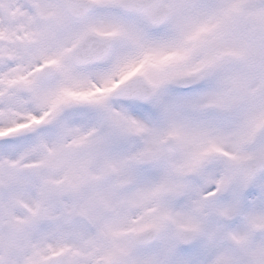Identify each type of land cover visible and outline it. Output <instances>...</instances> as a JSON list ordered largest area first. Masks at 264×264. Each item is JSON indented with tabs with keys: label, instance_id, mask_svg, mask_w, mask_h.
<instances>
[{
	"label": "snow or ice",
	"instance_id": "1",
	"mask_svg": "<svg viewBox=\"0 0 264 264\" xmlns=\"http://www.w3.org/2000/svg\"><path fill=\"white\" fill-rule=\"evenodd\" d=\"M0 264H264V0H0Z\"/></svg>",
	"mask_w": 264,
	"mask_h": 264
}]
</instances>
